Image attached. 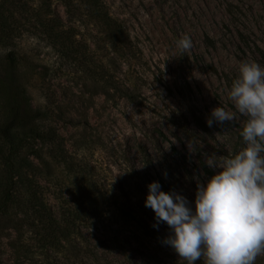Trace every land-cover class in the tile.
<instances>
[{"label":"rangeland","instance_id":"374dc122","mask_svg":"<svg viewBox=\"0 0 264 264\" xmlns=\"http://www.w3.org/2000/svg\"><path fill=\"white\" fill-rule=\"evenodd\" d=\"M39 1L0 0L16 6L19 30L16 66L0 46V140L19 99L13 134L37 124L54 132V144L29 141L14 179L34 178L54 215H79L68 236L52 240L24 211L0 213V264H187L164 243L171 229L145 207L147 186L158 181L194 210L197 184L219 171L205 158L247 146V117L229 92L241 64L264 68V0H101L120 28L115 36L77 3L69 52L45 35ZM52 8L69 22L60 0ZM185 36L192 47L175 56ZM218 106L237 118L209 127ZM7 178L0 159V193Z\"/></svg>","mask_w":264,"mask_h":264},{"label":"clouds","instance_id":"9594fccd","mask_svg":"<svg viewBox=\"0 0 264 264\" xmlns=\"http://www.w3.org/2000/svg\"><path fill=\"white\" fill-rule=\"evenodd\" d=\"M192 47L189 37L177 41L182 56ZM236 112L247 117L241 135L247 146L235 155L217 160L206 157L209 168L219 169L206 183H198L195 209L187 197L161 190L158 181L148 184L145 207L155 213L157 224L171 229L164 243L194 264H255L264 256V68L243 63L229 92ZM236 113L218 106L207 124L233 122ZM189 150L197 145L189 144Z\"/></svg>","mask_w":264,"mask_h":264},{"label":"trees","instance_id":"16d2710c","mask_svg":"<svg viewBox=\"0 0 264 264\" xmlns=\"http://www.w3.org/2000/svg\"><path fill=\"white\" fill-rule=\"evenodd\" d=\"M65 6V12L68 16L67 23L55 13L52 8V0H40L34 10L41 14L40 25L51 42L52 46L66 50L67 52L73 48V26L70 23L74 16L77 3H82L87 7L93 18L110 29L111 36H115L120 29L112 17L105 9V5L101 0H60ZM16 7V6H15ZM14 6L11 10L4 8L0 2V46L7 49L6 59L7 66H16L18 63V51L16 50V39L19 36V30L16 26L18 19L14 15ZM12 116L6 129L1 134L3 138L0 140V159L5 169L8 170V178L5 180V188L0 193V213H5L10 207L20 209L32 217L31 222L36 227L41 226L44 231V239H57L58 237H66L71 232L70 226L74 227V221L79 215L78 211H64L60 217L54 215L50 207L43 200L38 189L37 181L34 178L22 177L19 180L14 179V170L16 165V155L21 152L31 140H41L46 144H54V132L47 131L40 125L31 126L27 132L19 136L13 134L14 129L19 126L22 121V108L20 100H13L11 106ZM12 129V130H11ZM11 131V132H10ZM28 137V138H27ZM31 151L36 152L34 145L30 146Z\"/></svg>","mask_w":264,"mask_h":264}]
</instances>
